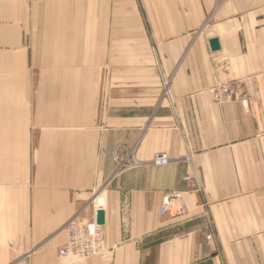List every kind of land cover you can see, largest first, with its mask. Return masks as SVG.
<instances>
[{
  "label": "crops",
  "instance_id": "1",
  "mask_svg": "<svg viewBox=\"0 0 264 264\" xmlns=\"http://www.w3.org/2000/svg\"><path fill=\"white\" fill-rule=\"evenodd\" d=\"M0 264H264V0H0Z\"/></svg>",
  "mask_w": 264,
  "mask_h": 264
},
{
  "label": "built area",
  "instance_id": "2",
  "mask_svg": "<svg viewBox=\"0 0 264 264\" xmlns=\"http://www.w3.org/2000/svg\"><path fill=\"white\" fill-rule=\"evenodd\" d=\"M161 84L164 95L170 96V79L168 77H162ZM211 90L216 101L225 102L230 100L236 91V83H218ZM113 157L115 161L120 162L124 167L128 165L127 162L119 158L117 152H114ZM168 161L167 154L162 152L156 153L151 160L155 165H165ZM184 179L190 187L195 186L189 177H185ZM185 207L183 192L181 190H171L164 193L159 207V213L161 215L167 213L183 215L186 212ZM83 209L84 207L64 223L66 241L56 249V256L58 258L80 261L101 252V236L98 232L97 224L93 219L88 220L80 217ZM207 239L212 241L213 236L209 233Z\"/></svg>",
  "mask_w": 264,
  "mask_h": 264
},
{
  "label": "water",
  "instance_id": "3",
  "mask_svg": "<svg viewBox=\"0 0 264 264\" xmlns=\"http://www.w3.org/2000/svg\"><path fill=\"white\" fill-rule=\"evenodd\" d=\"M210 43V48L212 50H216L219 48V43L216 38H213L209 41ZM95 223L97 225H103L104 224V211L101 209H98L95 213Z\"/></svg>",
  "mask_w": 264,
  "mask_h": 264
},
{
  "label": "rangeland",
  "instance_id": "4",
  "mask_svg": "<svg viewBox=\"0 0 264 264\" xmlns=\"http://www.w3.org/2000/svg\"><path fill=\"white\" fill-rule=\"evenodd\" d=\"M223 83H225V82H223ZM216 85V84H215ZM163 91V90H162ZM214 96V95H213Z\"/></svg>",
  "mask_w": 264,
  "mask_h": 264
}]
</instances>
